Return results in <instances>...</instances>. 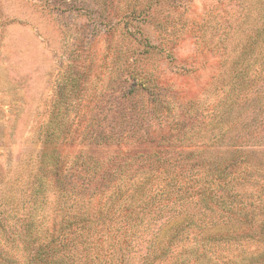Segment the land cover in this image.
Returning a JSON list of instances; mask_svg holds the SVG:
<instances>
[{
	"label": "rangeland",
	"instance_id": "obj_1",
	"mask_svg": "<svg viewBox=\"0 0 264 264\" xmlns=\"http://www.w3.org/2000/svg\"><path fill=\"white\" fill-rule=\"evenodd\" d=\"M168 1L175 5L161 9L170 10L164 31L130 17L133 21L126 26L131 36H124L126 27L120 19L130 15L133 6L152 8L154 0H0V264H27L36 247L48 241L52 226L80 224L81 211L89 215L90 228L101 225L111 233V238L103 239L105 247L113 244V250L103 253L102 264H118L120 256L122 264H142L164 213L156 215L152 207L125 220L117 200L103 218L95 213L103 204L93 195L117 153L152 155L151 145L131 138L122 147L86 149L84 143L71 141V136L62 140L55 135L50 146L61 148L65 165L81 156L64 177L67 193L55 188L57 177L52 173L43 175L49 160H40L44 133L51 129L73 133L139 128L137 124L127 129L117 118L104 119L115 89L120 90L126 80L121 70L136 50L154 47L137 68L184 93L190 106L210 111L218 99L228 97L233 116L241 117L235 138L250 137L249 143L237 145L264 150V0ZM142 100L145 96L114 112L127 113ZM152 133L158 139L157 131ZM165 148L188 172L197 169L193 159L210 155L192 152L198 148L195 145ZM244 168L248 178L240 190L247 197L263 194L258 211L263 215L264 156L240 164L236 175ZM124 183L122 177L115 181L121 191ZM110 194L106 191L103 197ZM94 238L90 232L91 242ZM174 246L176 251L191 252L189 241ZM232 248L236 254H245L233 259V264H264V242L257 238L235 242ZM81 249L78 245L77 250Z\"/></svg>",
	"mask_w": 264,
	"mask_h": 264
},
{
	"label": "trees",
	"instance_id": "obj_2",
	"mask_svg": "<svg viewBox=\"0 0 264 264\" xmlns=\"http://www.w3.org/2000/svg\"><path fill=\"white\" fill-rule=\"evenodd\" d=\"M174 5V2L168 0H154L152 8L149 4L142 9L133 6L130 15L120 19L126 27L122 35H129L126 25L133 21H130V17L164 31L170 10L161 9ZM110 30L113 31L114 26ZM144 41L146 43L147 38ZM154 50V47L146 46L144 51L136 50L132 53L129 63L121 70L126 80L120 90L115 89L112 108L104 116V119H119L122 124H126L127 129L129 125L132 127L137 124H140L139 128L126 131L117 126L77 130L73 133L57 129L45 131L40 160L44 163L47 159L49 162L48 169L43 164V175L52 173L57 177L55 188L67 193L64 177H67V172L81 157L75 156L65 165L61 148L58 145L50 146L55 135L62 140L71 136V141L84 143L86 149L113 144L122 147L131 138L139 143L150 144L152 155L142 153L137 156L136 153L122 150L116 154L105 177L101 178L94 189L96 192L93 196L103 204L95 213L104 218L110 209L115 208L117 200L121 204L116 207L125 220L138 212L150 211L152 207L156 215L164 213L157 220L158 225L153 234L155 243L149 241L147 251L142 256V264H233V259L245 255L244 252L236 254L233 251L235 242L255 238L264 242V214L258 212L263 194L247 197L246 192L240 190L247 183L246 169L236 175L240 164L246 165L252 157L261 158L264 150H251L247 145H237L239 142L249 143L250 137L245 135L235 138V125L241 117L233 116L234 109L228 97L218 99L210 111H200L190 106L184 93L174 91L162 80L152 79L145 70L137 68V64L142 65L141 61L148 59ZM241 85L245 89L248 87L243 82ZM144 96L146 100L135 106L138 109L121 114L114 112L118 106L132 104ZM152 131H157L158 139L152 137ZM155 141L156 145L153 146ZM178 144L205 147L204 150L197 148L192 151L210 154L209 157L200 155L193 159L201 172L197 169L184 171L171 158L165 147ZM215 153L217 156L212 159ZM135 161L138 162L133 167ZM202 174L204 177H199ZM118 177L125 180L123 191L115 185ZM106 191H111V194L103 197ZM79 214L80 224L60 222L52 226L48 241L45 239L42 245L36 247L27 264H102L103 253L113 250V244L105 247L103 239L106 236L111 238V233L101 225L90 228L87 219L89 215L83 211ZM90 232L95 235L93 242L90 240ZM183 240L191 244L188 250L190 253L183 249L175 250L174 245ZM78 245L82 246L81 250H77ZM224 248L231 252L220 253ZM120 251L118 247L115 253L118 255ZM119 262L123 263L122 256Z\"/></svg>",
	"mask_w": 264,
	"mask_h": 264
}]
</instances>
